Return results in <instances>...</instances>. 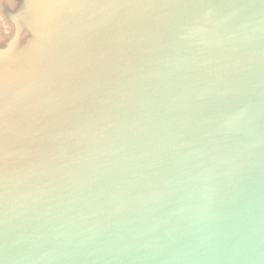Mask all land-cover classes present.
<instances>
[{
	"label": "water",
	"instance_id": "1",
	"mask_svg": "<svg viewBox=\"0 0 264 264\" xmlns=\"http://www.w3.org/2000/svg\"><path fill=\"white\" fill-rule=\"evenodd\" d=\"M0 264H264V0H0Z\"/></svg>",
	"mask_w": 264,
	"mask_h": 264
}]
</instances>
